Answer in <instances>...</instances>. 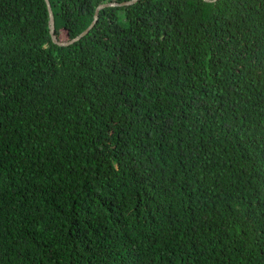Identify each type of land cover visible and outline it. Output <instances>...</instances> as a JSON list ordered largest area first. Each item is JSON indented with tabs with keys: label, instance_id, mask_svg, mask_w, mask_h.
I'll return each instance as SVG.
<instances>
[{
	"label": "trees",
	"instance_id": "trees-1",
	"mask_svg": "<svg viewBox=\"0 0 264 264\" xmlns=\"http://www.w3.org/2000/svg\"><path fill=\"white\" fill-rule=\"evenodd\" d=\"M49 22L0 0V264H264V0Z\"/></svg>",
	"mask_w": 264,
	"mask_h": 264
},
{
	"label": "water",
	"instance_id": "water-1",
	"mask_svg": "<svg viewBox=\"0 0 264 264\" xmlns=\"http://www.w3.org/2000/svg\"><path fill=\"white\" fill-rule=\"evenodd\" d=\"M140 0H132L131 2L128 3H124L121 5H117V4H110V5H100L95 13V18L94 21L92 22V24L84 31L82 32L79 36H77L76 38L72 39V40H68V41H61L59 40V38L56 36V25H55V17L52 11V7H51V3L49 0H46L47 6H48V10H49V14H50V22H49V26H50V33L52 36V40L55 44L59 45V46H69L73 43H75L76 41L82 39L83 37L87 36L92 30L93 28L96 26L98 20H99V12L102 9H106V8H116V7H129V6H133L135 5L137 2H139ZM204 2H215L217 0H203Z\"/></svg>",
	"mask_w": 264,
	"mask_h": 264
},
{
	"label": "rangeland",
	"instance_id": "rangeland-1",
	"mask_svg": "<svg viewBox=\"0 0 264 264\" xmlns=\"http://www.w3.org/2000/svg\"><path fill=\"white\" fill-rule=\"evenodd\" d=\"M60 39H62L63 41L67 40V35L65 33H62L60 36Z\"/></svg>",
	"mask_w": 264,
	"mask_h": 264
}]
</instances>
